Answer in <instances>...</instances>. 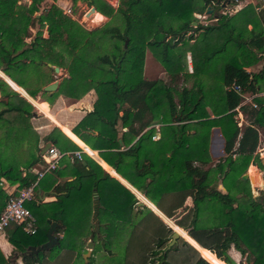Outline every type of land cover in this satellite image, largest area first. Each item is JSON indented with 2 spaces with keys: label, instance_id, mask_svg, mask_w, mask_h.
I'll return each instance as SVG.
<instances>
[{
  "label": "trees",
  "instance_id": "trees-1",
  "mask_svg": "<svg viewBox=\"0 0 264 264\" xmlns=\"http://www.w3.org/2000/svg\"><path fill=\"white\" fill-rule=\"evenodd\" d=\"M42 1L0 0V71L34 99L42 80L45 85L55 79L48 62L67 69L57 88L63 96L80 98L93 89V106L72 131L93 151L98 149L112 166L111 173L126 178L205 252L202 256L183 236L169 246L174 229L162 215L138 205L137 195L89 155H82L85 164L65 155L47 172L50 178L41 177L37 186L39 191H61L57 180L65 164L75 176L65 181L66 190L52 200L37 196L26 201L36 217V230L29 232L18 223L5 228L21 254L47 240L51 221L61 225L58 241L37 253L26 252L23 264H74L77 240L94 219L106 251L99 252L95 264H264V189L256 197L250 180L242 178L250 163L263 168L257 126L264 128V95L254 97L256 104L241 103L244 92L262 88L264 69L253 73L245 66L264 51V35L253 31L257 24L264 25V7L256 9L248 2L203 24L196 14L212 1L221 6L224 0H118L116 9L107 0H87L97 13H118L122 21V27L104 24L88 30L54 2L37 15ZM36 23L39 28L33 34ZM248 31L251 35L245 36ZM149 45L166 65L173 63L175 52L183 71L146 76ZM187 52L191 86L183 84ZM232 83L241 92L227 88ZM0 94V129L6 134L0 146L1 210L10 195L2 178L18 183L14 193L35 182L44 160L30 121L36 116L33 103L1 75ZM237 108L247 115V123H239ZM66 127L63 130L87 149ZM216 127L224 138V155L212 162L210 142ZM69 136L54 125L44 134V145L79 149ZM13 142L25 145L26 151L7 153ZM231 246L244 255L245 263L230 256ZM11 256L0 249V264H11Z\"/></svg>",
  "mask_w": 264,
  "mask_h": 264
},
{
  "label": "crops",
  "instance_id": "crops-1",
  "mask_svg": "<svg viewBox=\"0 0 264 264\" xmlns=\"http://www.w3.org/2000/svg\"><path fill=\"white\" fill-rule=\"evenodd\" d=\"M248 2H251L252 4H254V6L256 7V9H259L260 6H263L264 7V0H242L241 6L239 8H241L243 5H245ZM212 5H213V12L214 13H218V11L220 9H222V5L221 6H216L217 5L216 1H212ZM93 12H96V11H93ZM200 14L201 13H197L196 15L199 18H201L200 17ZM199 21L200 22H203L204 20L199 19ZM248 28H252V24H248ZM253 31L254 32H258L261 35H264V25L262 23L257 24V26H255L253 28ZM249 35H251V32L250 31H248V32L245 33V36H249ZM152 53H153V51H151V55L153 56ZM172 54H174V56L172 55V57L175 60V62L173 60V63L172 64L166 65L162 61H160L159 59H157V57H154L155 56L154 55L153 57L155 58V62L156 63L154 62L153 64H151V61H147V59H146L145 60L146 63L144 61V63H145L144 64V67L145 68L147 67V62L150 63L149 64L150 66L155 65V67H158L156 65L160 61L161 62L160 68H163V70H165V71H169V70H174V71L175 70L176 71L179 70V71H181L182 68H183L182 65L181 64L179 65L177 63V61L175 59V58H177L176 55H175V52L172 53ZM258 54H259L258 55V58H257V60L255 62L250 63V64H247L245 66V68L248 71L255 73V72H259L260 70L264 69V51L258 52ZM187 55H188L187 56V58H188L187 59L188 60V68L187 69H188V71L190 73L192 71V62H191V57H190V53L189 52H187ZM146 58H148V56ZM149 58L151 59V56ZM155 67H153V68H155ZM0 74L3 75L2 77H4L14 87V89L17 90V91H19L25 98H27L28 100H29V98H34V97L30 96L28 94V92L23 87H21L20 85H18L15 81H13L12 79H10L7 75H4L1 71H0ZM261 84H262L261 85L262 88H261L260 91H257V92H251V91L244 92L243 93V100H242L241 103L256 104L255 101H254V97L256 95H261V96L264 95V79H263V82ZM16 85H17V87L21 88L24 93H22L16 87ZM56 94H57L56 95L57 96L56 97L57 100L60 101L59 102L60 104L58 106H55L56 102L55 103H51L50 104V107H49V104L47 103V105H48V112L47 113H44V112L41 111L44 115L42 114V116L39 117V114H41V113H37V111H35V114L34 115H36V116H32L30 118L31 124L34 126V129L36 130V132L39 135V144H40V146H44L43 136H44V134L46 132L51 131V129L53 128L54 125H57L62 130V132H64L67 136H69L63 130V126H65V127L67 126L66 128L69 129V132L72 131V127L79 121V119L88 110H90L92 108L93 102H94V100L96 98L95 91L94 90H91V89L88 92H86L83 96H81L80 98H77V99L75 98L73 100H68L67 97L63 96L59 92L56 93ZM40 100H42V99H40ZM30 102H32V101H30ZM33 103H34V105L35 104H37V105L45 104V102H39V101H37L36 100V97H35V99H33ZM81 106H83V107L81 108ZM78 107H80V108H78ZM207 109H208V111L210 113H212V111H211V109L209 107ZM237 109H238V112H237L236 118L238 119L239 123L241 125L247 123L248 122L247 115L244 114L240 110V108H237ZM257 129H258V133H259V141H263L264 142V128L262 126H257ZM72 133L78 137V135L75 134L73 131H72ZM69 137L73 140V138L71 136H69ZM78 138H80V137H78ZM73 141H75V140H73ZM14 145L15 144H13L10 147L9 150H11L14 147ZM16 145H17V143H16ZM16 145H15V147H16ZM77 145L80 147L79 149L83 148V149L86 150V152L84 151L85 153L82 154L83 156L85 154H87L91 158H93L94 160H96L98 163L101 164L102 169L104 171L108 172L111 176L116 177L120 182H122L125 186H127L131 191H133L137 195V197L140 199V201H142V200L146 201L148 203V206L149 207H152L153 209H156L163 217L167 218L156 207V205L154 203H152L147 197H145L143 194H141V192L136 187H134L126 178H124L120 173H118L115 170L125 181L123 179H121L120 177H118V176L114 175L113 173H111L110 170H111V167L112 166L109 165L99 155L98 149H94V151H93V148L89 147L87 144H86L87 147H88L87 149L85 147H83V146L81 147L80 144H78V143H77ZM223 146H224V138H223L222 134L220 133L219 128L216 127V128L213 129V132H212V135H211V142H210V152H211L212 159H214L216 157V155H219V154H215V153L224 152ZM262 149H263V151L260 152V155L262 156V158H264V145H263ZM68 151H70V150H68ZM81 159H82V163L85 164L86 161L83 159V157ZM70 160L73 161L72 159H70ZM251 166L254 167V172H255V170L258 169V166L257 165H255L253 163H250L249 166H248V168H247V170H246V171H248V173H250L249 168ZM60 169H63V172H64L61 176L58 177V180H57L61 184V191H59V192L56 191L55 192L54 190L48 189V188L39 191V187L37 186L36 189H35L34 197L37 198V196H38V197H40V200H45V201L47 200L48 201V200L55 199L56 195H58L59 193H62L63 191L66 190L65 189V186H66L65 185V181H71L75 176L73 174L72 167H70L69 165L63 164V166H61ZM257 172L259 173V180H260L261 173L264 174V171L262 172V170H260V171L257 170ZM44 176H45V178L47 177V180H48V178H50V174L48 175L46 173ZM47 180H45V181H47ZM1 183H2V186L5 188V190L8 191V192H11L18 185V183H10L6 179H4V178H2ZM97 196H98L97 195V192L95 191L93 193V197L96 199ZM140 201H138V205H141V204H139ZM170 222L173 225V227L176 228L177 230H179L181 232V234L185 238L189 239L195 245H197V247L199 248L201 254L203 255V253L205 252V248L202 247L197 241H195L186 232L185 229L179 227L173 221H170ZM57 232L61 233V235H62V232L61 231H57ZM57 232H56V234H57ZM101 237L102 236L98 232L97 225H96V221L94 219L92 221L91 225L88 226V228H86V230L79 236V238L77 240V246H76V249L77 250H75V255H74V258H73L72 262L74 264H95V262L97 260V257L99 255V252L105 251L104 250V247H103V243H102V238ZM0 249L2 250V252L4 253V255L6 257H9L10 255H12L10 257V263L11 264H23V259H22L21 254H19L17 251H15L14 245L7 239V236L5 234V231H4V233H2L0 235ZM78 250L80 251V256L78 254ZM218 264H224V263H218Z\"/></svg>",
  "mask_w": 264,
  "mask_h": 264
},
{
  "label": "rangeland",
  "instance_id": "rangeland-1",
  "mask_svg": "<svg viewBox=\"0 0 264 264\" xmlns=\"http://www.w3.org/2000/svg\"><path fill=\"white\" fill-rule=\"evenodd\" d=\"M111 5H113V7L116 9V7L118 6V0H107ZM19 2H26V3H30L31 2V0H19ZM52 2H54V3H56L58 6H60L63 10H64V12H66L67 14H69L71 17H73L78 23H80L84 28H86V29H88V30H90V29H92V28H95V27H97V26H101V25H104V24H117L118 26H120V27H122V21H121V16L118 14V13H114V15H112V17H109V16H106V15H104L105 16V18L103 19V20H101V21H99L98 23L97 22H93V21H91V19H92V17H93V12H91L90 14H87V12L89 11V9H90V7L93 5V4H91L90 2H88L87 0H43L41 3H40V7H39V10L36 12V14L38 15V13H40L43 9H45V8H47L48 6H49V4L50 3H52ZM96 11V10H95ZM205 12V11H204ZM203 12V13H204ZM202 14V13H201ZM198 19H201V18H199L198 17ZM209 20L210 21H213V19H212V17H209ZM103 21V22H102ZM38 23H36V25L34 26V27H32L31 28V31H32V33L34 34L35 33V31L39 28L38 27ZM194 25V24H193ZM47 28H48V26L47 25H45L42 29H43V34L44 33H46V31H47ZM41 29V28H40ZM47 34H48V32H47ZM45 36V35H44ZM31 37H27L26 39L27 40H29ZM58 48H59V46H58ZM153 54V56H154V53H152ZM148 56V58H146ZM151 56V59L153 60H151L149 57ZM152 55H151V48H150V45L149 46H147V49H146V51H145V57H144V59L146 60L147 59V61H151V64H153L154 62H155V58L154 57H157V56H154L153 57ZM157 59H158V57H157ZM175 59H177V58H175ZM159 61V60H158ZM175 61V60H174ZM177 63L180 65L181 64V61H180V59L178 58L177 60ZM145 63H146V61H145ZM144 63V64H145ZM156 63V62H155ZM150 63L149 62H147V67L145 68V67H143V73L146 75V76H148V77H158V76H164L165 75V73L167 72V71H165V70H163V68H160V66H161V62L159 61V63L156 65V66H158V67H155V65H152V66H150L149 65ZM182 65V64H181ZM153 67H155V68H153ZM163 67V66H162ZM183 67V66H182ZM44 69H46V67H44ZM1 70V69H0ZM2 71V70H1ZM181 71H183V68H182V70ZM66 72H67V69L66 68H64V67H60V69H59V71L58 72H55V79H59V81L66 75ZM186 72H187V77H186V75H185V80L183 81V84H185V85H187V86H191V84L193 83V80H194V76H192L190 73H189V71H188V69H186ZM185 72V73H186ZM54 79V80H55ZM53 81V80H52ZM42 82V83H41ZM40 83L42 84V90L41 91H39L38 92V94H37V96H36V99H37V101H39V102H45V104H42V105H37V104H35L34 105V103H33V99L34 98H29V101H32L31 103H33V109L35 110V111H37V113H41V114H39V117H41L42 116V112H44V113H47L48 112V105H47V103L49 104V107H50V104L51 103H55L56 102V104H55V106H58L60 103V101H58L57 100V94L56 93H58L57 92V89L56 90H53V91H48V90H44L43 89V80L41 81ZM51 82V81H50ZM181 82H182V80H181ZM8 83V82H7ZM9 84V83H8ZM37 83H35V82H32V86H35ZM46 85V84H45ZM9 86L10 87H12V85L11 84H9ZM22 87V86H21ZM13 88V87H12ZM14 89V88H13ZM91 90H93V89H91ZM21 92L22 93H24L23 92V90H21ZM0 98H1V94H0ZM40 99H42V100H40ZM73 99H75V98H73V97H68V100H73ZM77 99V98H76ZM1 105V104H0ZM83 106H81V108H82ZM78 108H80V107H78ZM40 111H39V110ZM81 110V109H80ZM42 111V112H41ZM44 115V114H43ZM40 119V118H39ZM3 129H0V146L2 145V141L4 140V138L6 137V134L2 131ZM16 143L17 142H13V143H11V145H10V147L13 145V144H15L16 145ZM77 143V142H76ZM15 145H14V147L11 149V150H9L10 149V147H6L5 148V150L7 151V153H9V152H14V153H23L24 151H26L25 150V145L24 146H21L20 147V145L19 144H17L16 145V147H15ZM263 145H264V142L263 141H259V144H258V147H257V152L259 153V155H260V152H262L263 151V149H262V147H263ZM81 146V145H80ZM20 147V148H19ZM82 147V146H81ZM217 152V151H216ZM215 154H219V155H216V157L214 158V159H212V162H215L216 160H217V158H218V156H222V155H224V152H221V153H215ZM27 155V154H26ZM261 156V155H260ZM262 157V156H261ZM249 171H250V173L251 174H254V167H250L249 168ZM262 181H264V174H262L261 173V178H260V180H258V181H254V183L253 184H251V188H252V191H253V193H254V195H256V197L258 196H260V190L262 189L261 187H262ZM219 186H221V185H219ZM165 218V217H164ZM166 219V221L168 222V223H170L171 224V222L170 221H173L171 218H165ZM174 222V221H173ZM172 225V224H171ZM174 229V228H173ZM229 254H230V256L237 262V263H239V262H242V263H245L246 262V260H245V257H244V255H242L237 249H235L234 248V246H231L230 247V249H229ZM89 255V254H88ZM87 255V256H88ZM152 264H157V262L156 263H152Z\"/></svg>",
  "mask_w": 264,
  "mask_h": 264
},
{
  "label": "built area",
  "instance_id": "built-area-1",
  "mask_svg": "<svg viewBox=\"0 0 264 264\" xmlns=\"http://www.w3.org/2000/svg\"><path fill=\"white\" fill-rule=\"evenodd\" d=\"M242 0H234L232 4L222 5V9L218 13H202L200 17L204 20L203 24L210 22L209 17L213 20L217 19L218 14L227 13L231 14L241 6ZM227 88H232L238 92H241L239 85L232 83ZM153 137H156L154 135ZM85 149H74L70 151L60 150L55 145H49V147L43 153V167L37 170V176L35 182L29 186L17 188L15 192H10L9 197L6 200L3 208L0 210V235L4 233L5 228L11 223L23 224L24 228L29 232H34L36 230L35 222L36 217L30 208L26 205V201L34 197L35 189L37 187V181L43 177L48 171L55 169L59 166L63 156L67 155L70 159H81ZM13 191V190H12ZM12 193V194H11ZM61 235V233L57 232Z\"/></svg>",
  "mask_w": 264,
  "mask_h": 264
},
{
  "label": "water",
  "instance_id": "water-1",
  "mask_svg": "<svg viewBox=\"0 0 264 264\" xmlns=\"http://www.w3.org/2000/svg\"><path fill=\"white\" fill-rule=\"evenodd\" d=\"M228 2V0H224L222 2V5H226ZM96 8L94 5H92L89 9V11L87 12V14H90L91 12L95 11ZM206 13H213V5L212 3L208 4L206 10H205ZM192 24L196 25L197 24V21H193ZM45 36H47V31L46 33H44ZM173 38L170 39V41H172ZM127 42H128V38L125 39V42H124V46L127 45ZM49 66L53 67L54 68V71L55 72H58L60 67L57 66V65H53L51 64L50 62L47 63ZM1 75V74H0ZM3 76V75H1ZM4 78V77H3ZM5 79V78H4ZM6 80V79H5ZM7 81V80H6ZM8 82V81H7ZM59 79H55L49 83H47L46 85L43 86V89L44 90H48V91H53V90H56L58 88V85H59ZM9 83V82H8ZM10 84V83H9ZM13 87V86H12ZM14 88V87H13ZM159 135V133H158ZM51 143L50 142H46V144L42 147L41 149V153H44V151L49 147ZM262 163H263V168H260L258 167V171L262 170V172L264 171V158H262ZM242 178L244 179H249L250 180V183L253 184L254 183V179H253V176L251 173H248V171H245L243 174H242ZM262 189H264V181H262ZM139 204H147L148 203L144 200L140 201ZM152 208V207H151ZM153 209V208H152ZM155 210L157 213H159L156 209H153ZM160 214V213H159ZM161 215V214H160ZM164 218V217H163ZM165 219V218H164ZM172 219V218H171ZM166 220V219H165ZM174 221V219H172ZM60 224H58L56 221H51L50 222V226L47 230V240L42 242L41 244H38V245H29L27 247V250L24 251V252H21V256L23 257L24 254L27 252L29 254H32V253H37L39 250H45V249H48L49 247H51L54 243H56L58 241V237L56 235V232L58 231V229L60 228ZM173 226V225H172ZM174 228V227H173ZM178 236H183L180 231H178L177 229L174 228V232L172 233V238L169 242V246L174 244L175 243V240ZM184 237V236H183ZM185 238V237H184ZM187 239V238H186ZM191 244H193L198 250L199 248L197 247V245H195L192 241H190L189 239H187ZM91 244V243H90ZM200 251V250H199ZM202 255V254H201ZM203 256V255H202Z\"/></svg>",
  "mask_w": 264,
  "mask_h": 264
},
{
  "label": "bare ground",
  "instance_id": "bare-ground-1",
  "mask_svg": "<svg viewBox=\"0 0 264 264\" xmlns=\"http://www.w3.org/2000/svg\"><path fill=\"white\" fill-rule=\"evenodd\" d=\"M94 14H93V17H92V19H91V21H93V22H99V21H101V20H103L104 18H105V16H103L102 14H100V13H96V12H93ZM103 22V21H102ZM99 24V23H98ZM252 176H253V179H254V181H258L259 180V173L257 172V170H255V172H254V174H252ZM176 229V228H175ZM179 231V230H178ZM181 233V232H180Z\"/></svg>",
  "mask_w": 264,
  "mask_h": 264
}]
</instances>
